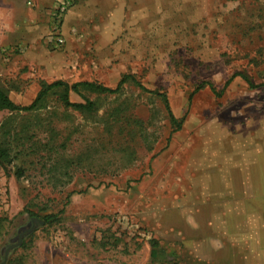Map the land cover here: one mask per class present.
I'll use <instances>...</instances> for the list:
<instances>
[{"label":"rangeland","instance_id":"obj_1","mask_svg":"<svg viewBox=\"0 0 264 264\" xmlns=\"http://www.w3.org/2000/svg\"><path fill=\"white\" fill-rule=\"evenodd\" d=\"M61 1L0 0L10 26L53 15L0 34V86L130 78L80 87L88 112L63 87L0 110V264H264V0H68L59 43Z\"/></svg>","mask_w":264,"mask_h":264},{"label":"trees","instance_id":"obj_2","mask_svg":"<svg viewBox=\"0 0 264 264\" xmlns=\"http://www.w3.org/2000/svg\"><path fill=\"white\" fill-rule=\"evenodd\" d=\"M237 75H241V73H235L234 77ZM130 78L129 74H124L120 81L118 82L116 87H110L106 86L100 82L96 81H82L70 84L69 82L65 80H56L50 84H43L41 91L38 93L35 100L29 104V105H20L17 104L9 95V92L0 86V110H10V111H29L33 110L38 106L39 101L53 88L56 87H63V93H62V100L66 106L74 107L75 109L81 111V112H88L93 110L95 103L90 100L89 98L85 97L82 93H80V87H84L90 91L93 92H101V93H116L118 92L123 84ZM132 81L135 82L138 86H140L142 89L147 90L138 80H136L134 77H131ZM71 91H74L76 93H79L83 99L84 102H72L69 98V94ZM155 94H158L160 97H162L164 104L169 112L170 116V122L177 127V129L181 128L183 124V119H178L174 113L172 112L170 108V101L168 96L165 93H162L158 90L151 91ZM63 211V210H62ZM61 211V212H62ZM35 216V215H34ZM58 218V214H48L45 215L42 220L45 223H49L51 221H55Z\"/></svg>","mask_w":264,"mask_h":264},{"label":"crops","instance_id":"obj_3","mask_svg":"<svg viewBox=\"0 0 264 264\" xmlns=\"http://www.w3.org/2000/svg\"><path fill=\"white\" fill-rule=\"evenodd\" d=\"M31 12H28L26 14L24 13L23 15H14L15 16L14 19L18 20V22L15 20V23L12 24L11 26L9 23H6L8 16L0 15V34H3L4 37L6 35L10 36V35H13V33L11 32L13 29L20 31L21 29L26 30L27 28H35L39 31L44 30V32L46 30L49 33L50 27H52L51 19L53 18V15L42 14L40 13L42 11H40L38 8L36 10L34 9V13H31ZM69 15H73V14L70 13ZM110 15H116V14L110 13ZM1 42H0V52L3 53V51H6L5 57H8L9 59V56L13 54L8 49L10 48L11 44L4 45ZM1 56L3 55L0 53V58ZM5 66L6 64H2V63L0 65V69H3V73L8 72L7 66L6 67ZM236 77H240V75H237Z\"/></svg>","mask_w":264,"mask_h":264},{"label":"built area","instance_id":"obj_4","mask_svg":"<svg viewBox=\"0 0 264 264\" xmlns=\"http://www.w3.org/2000/svg\"><path fill=\"white\" fill-rule=\"evenodd\" d=\"M69 5H70V2L68 0L61 1L58 5L56 12H55V15H54V17H55L54 30H56L54 33V37H55V40L59 43L63 42V38L60 36L58 29H59V26L62 22V19H63L65 13L68 10Z\"/></svg>","mask_w":264,"mask_h":264},{"label":"water","instance_id":"obj_5","mask_svg":"<svg viewBox=\"0 0 264 264\" xmlns=\"http://www.w3.org/2000/svg\"><path fill=\"white\" fill-rule=\"evenodd\" d=\"M43 223H44L43 220H39V221H38V224H43ZM38 224H37V225H38ZM35 226H36V225H33V226H31L30 228H28V229H24V230L22 231V233L20 234V237H19V243H18V244H20V243L22 242L24 235L27 234V233H29V232H31V231L35 228ZM12 246H14V245H12ZM12 246H11V247H12ZM11 247H10V248H11ZM10 248H8V250H9ZM8 250L6 251V254H5V258H4L3 263H5V262L7 261V259H8Z\"/></svg>","mask_w":264,"mask_h":264},{"label":"flooded vegetation","instance_id":"obj_6","mask_svg":"<svg viewBox=\"0 0 264 264\" xmlns=\"http://www.w3.org/2000/svg\"><path fill=\"white\" fill-rule=\"evenodd\" d=\"M38 220H39V218H38V217H33V218H32V222H31V225H33V224L37 223V222H38Z\"/></svg>","mask_w":264,"mask_h":264}]
</instances>
